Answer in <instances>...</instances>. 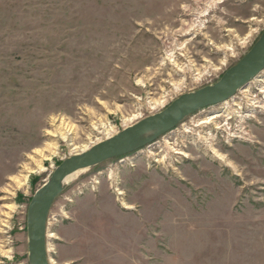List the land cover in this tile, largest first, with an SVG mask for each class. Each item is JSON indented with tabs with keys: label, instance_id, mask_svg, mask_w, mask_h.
<instances>
[{
	"label": "rangeland",
	"instance_id": "1",
	"mask_svg": "<svg viewBox=\"0 0 264 264\" xmlns=\"http://www.w3.org/2000/svg\"><path fill=\"white\" fill-rule=\"evenodd\" d=\"M263 29L264 0H0V264H29L61 159L214 83ZM233 95L74 172L48 264H264V67Z\"/></svg>",
	"mask_w": 264,
	"mask_h": 264
},
{
	"label": "water",
	"instance_id": "2",
	"mask_svg": "<svg viewBox=\"0 0 264 264\" xmlns=\"http://www.w3.org/2000/svg\"><path fill=\"white\" fill-rule=\"evenodd\" d=\"M264 67V29L248 51L212 84L181 93L163 109L146 115L117 133L75 152L60 162L33 192L26 210L29 264H48L47 216L50 206L63 190L64 179L108 158L135 151L172 129L193 111L231 97Z\"/></svg>",
	"mask_w": 264,
	"mask_h": 264
},
{
	"label": "bare ground",
	"instance_id": "3",
	"mask_svg": "<svg viewBox=\"0 0 264 264\" xmlns=\"http://www.w3.org/2000/svg\"><path fill=\"white\" fill-rule=\"evenodd\" d=\"M234 96V95H233ZM233 99V97L231 96V97H229V100H226L224 103H227V102H229L230 100H232ZM235 103V102H234ZM221 114V112H218L217 111V113H215V114H213V117H217L218 115H220ZM135 117H137V116H134V118ZM210 118H212V116L210 117ZM207 120H202L201 122H206ZM134 123V122H133ZM130 124H132V123H130ZM130 124H126V126H128V125H130ZM124 126V125H123ZM126 126H124V127H126ZM118 132V131H117ZM116 132V133H117ZM105 135H106V137H104L103 139H105V138H107V137H109V136H111V135H109L107 132H105L104 133ZM108 134V135H107ZM113 135V134H112ZM100 140H102V139H97L95 142H93V143H96V142H98V141H100ZM92 143V144H93ZM91 145V144H90ZM89 145V146H90ZM89 146H87V147H85L83 150H85L86 148H88ZM74 173V172H73ZM73 173H71V174H69L65 179H64V181L66 182V180L73 174Z\"/></svg>",
	"mask_w": 264,
	"mask_h": 264
}]
</instances>
